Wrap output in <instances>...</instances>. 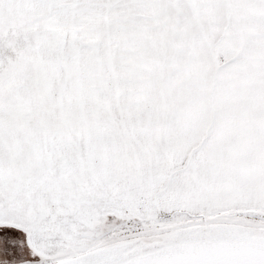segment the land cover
I'll list each match as a JSON object with an SVG mask.
<instances>
[{
  "label": "snow or ice",
  "instance_id": "obj_1",
  "mask_svg": "<svg viewBox=\"0 0 264 264\" xmlns=\"http://www.w3.org/2000/svg\"><path fill=\"white\" fill-rule=\"evenodd\" d=\"M0 264H264V0H0Z\"/></svg>",
  "mask_w": 264,
  "mask_h": 264
}]
</instances>
